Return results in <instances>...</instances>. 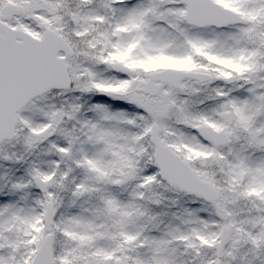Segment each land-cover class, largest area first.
I'll return each mask as SVG.
<instances>
[{
  "label": "snow or ice",
  "instance_id": "1",
  "mask_svg": "<svg viewBox=\"0 0 264 264\" xmlns=\"http://www.w3.org/2000/svg\"><path fill=\"white\" fill-rule=\"evenodd\" d=\"M0 264H264V0H0Z\"/></svg>",
  "mask_w": 264,
  "mask_h": 264
}]
</instances>
